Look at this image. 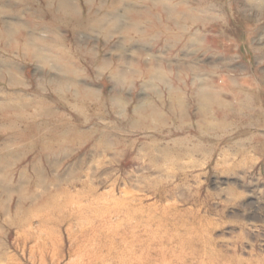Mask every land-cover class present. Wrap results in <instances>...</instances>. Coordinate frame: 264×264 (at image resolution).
Instances as JSON below:
<instances>
[{
	"label": "rangeland",
	"instance_id": "obj_1",
	"mask_svg": "<svg viewBox=\"0 0 264 264\" xmlns=\"http://www.w3.org/2000/svg\"><path fill=\"white\" fill-rule=\"evenodd\" d=\"M0 264H264V0H0Z\"/></svg>",
	"mask_w": 264,
	"mask_h": 264
}]
</instances>
